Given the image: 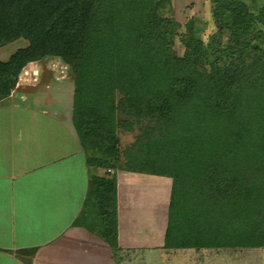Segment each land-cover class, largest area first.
Instances as JSON below:
<instances>
[{
	"label": "trees",
	"instance_id": "16d2710c",
	"mask_svg": "<svg viewBox=\"0 0 264 264\" xmlns=\"http://www.w3.org/2000/svg\"><path fill=\"white\" fill-rule=\"evenodd\" d=\"M213 1L207 47L187 39L169 66L175 28L156 0H0V47L27 41L0 60V101L30 62L57 57L70 68L87 201L117 259L118 170L171 178L165 249L264 248V0ZM135 125L121 153L116 129Z\"/></svg>",
	"mask_w": 264,
	"mask_h": 264
},
{
	"label": "crops",
	"instance_id": "0c3cea01",
	"mask_svg": "<svg viewBox=\"0 0 264 264\" xmlns=\"http://www.w3.org/2000/svg\"><path fill=\"white\" fill-rule=\"evenodd\" d=\"M26 45L1 51L0 60ZM64 97L70 104L62 108ZM72 99L71 73L48 57L28 63L0 101V264H132L149 250L165 251L162 261L169 264L172 251H199L163 247L170 191L164 211L163 199L134 194L133 175L150 174L127 171L126 187L119 190L117 183L120 254L115 257L101 235L95 205L93 226L89 221V170L72 127ZM164 178L167 188L170 181ZM146 210H151L149 222L142 220ZM23 249L34 252L20 255ZM223 249L229 248L216 250Z\"/></svg>",
	"mask_w": 264,
	"mask_h": 264
},
{
	"label": "rangeland",
	"instance_id": "374dc122",
	"mask_svg": "<svg viewBox=\"0 0 264 264\" xmlns=\"http://www.w3.org/2000/svg\"><path fill=\"white\" fill-rule=\"evenodd\" d=\"M252 8L256 9L262 4L263 0H245ZM157 2V14L170 20L175 28V35L171 41L172 56L166 58L165 62L167 65L171 66L174 64L176 59L182 57L186 52V47L184 41L191 39L193 41L194 50L199 52L204 50L207 47V44L210 42L211 37L215 35L218 30L217 21L213 16V0H156ZM228 36L223 34L221 40L223 43L227 41ZM27 41L23 38H20L14 41L11 44H8L5 48L0 49L1 51L6 52L7 50L17 48V46L26 45ZM2 56V55H0ZM52 59L57 60L62 67L66 68L68 73L72 72L70 68L63 64L61 59L57 57H52ZM57 66V65H56ZM119 94L115 95L114 102H117L119 99ZM62 108L68 107L70 104V99L66 97L60 99ZM67 103H69L67 105ZM116 121L120 123L125 119L123 114L118 110ZM139 134L138 126L135 125L132 128H126L119 126L116 129L117 137V147L122 153L128 146H130L136 139ZM113 173V170L106 167H98L96 169L95 175L105 177L107 174ZM127 171H116V180L118 183V188L123 189L126 187V174ZM129 174V173H128ZM133 181L131 185L133 186L134 194L139 198H155V200L163 199L161 201L164 211L166 208L165 201L167 200V192L171 188V178H169V186L166 188L165 185L167 181L166 178L154 175H133ZM140 181V182H137ZM169 188V189H168ZM159 189V190H158ZM158 190V191H157ZM163 192V196L161 192ZM163 197V198H162ZM87 203L88 205V214L90 217L91 225L95 222V213H94V204L93 202ZM157 204V203H155ZM150 207V206H149ZM148 209V206H147ZM140 215V214H139ZM141 216V215H140ZM152 215L151 210H146L143 221H151ZM148 219V220H147ZM94 221V222H93ZM93 226V225H92ZM91 226V227H92ZM123 229V228H122ZM121 229V233L123 231ZM140 229V228H139ZM139 231V230H138ZM141 232V231H140ZM138 233V235L140 234ZM157 233V232H155ZM137 235V237H138ZM124 237V236H123ZM149 239L156 240L157 237L151 235L147 236ZM145 239V237H143ZM147 239V238H146ZM162 255H165L164 252H157L149 250L142 252L133 259L132 264H167V261H162ZM165 258V257H164ZM169 264H264V249L261 248H250V249H206V250H183L175 251L171 253V260Z\"/></svg>",
	"mask_w": 264,
	"mask_h": 264
}]
</instances>
